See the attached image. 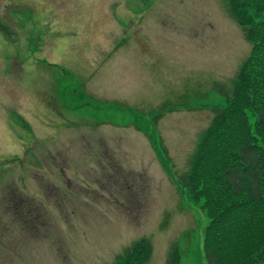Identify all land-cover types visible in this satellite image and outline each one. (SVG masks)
<instances>
[{"label": "rangeland", "instance_id": "obj_1", "mask_svg": "<svg viewBox=\"0 0 264 264\" xmlns=\"http://www.w3.org/2000/svg\"><path fill=\"white\" fill-rule=\"evenodd\" d=\"M140 2L128 9L139 18L157 2L151 15L161 34L159 47L180 51L160 65L156 103H147L152 98L145 94L139 98L143 103L132 99L136 103L129 106L127 92L110 81L104 86L106 70L122 50L101 63L85 84L80 78L86 68L70 67L72 55L63 52L56 58L69 64L68 70L47 73V89L38 91V96L46 94L54 116L53 124L47 122L53 130L42 133L44 121L38 120L35 130L34 123L21 118L28 111L12 88L17 58L0 49V264H115L144 239L152 250L143 264H166L175 244L185 249L186 264H207L208 219L180 177L189 172L213 111L225 106L233 92L252 44L231 14L229 0ZM20 3L0 0V37L11 44L14 30L32 31L28 19L35 17L37 6ZM149 43L145 39L142 47ZM41 54L36 59L44 61ZM34 106L37 113L46 111L40 99ZM106 122L132 123L144 139ZM19 124L31 128L29 137L20 135ZM25 138L29 143H22ZM121 169L145 175L147 182L131 188Z\"/></svg>", "mask_w": 264, "mask_h": 264}, {"label": "trees", "instance_id": "obj_2", "mask_svg": "<svg viewBox=\"0 0 264 264\" xmlns=\"http://www.w3.org/2000/svg\"><path fill=\"white\" fill-rule=\"evenodd\" d=\"M229 5L252 51L225 106L213 111L180 183L208 219L207 264H264V0H229ZM121 173L131 188L147 182L145 175ZM151 250L148 241H138L115 264H143ZM166 264H186L185 249L173 245Z\"/></svg>", "mask_w": 264, "mask_h": 264}, {"label": "crops", "instance_id": "obj_3", "mask_svg": "<svg viewBox=\"0 0 264 264\" xmlns=\"http://www.w3.org/2000/svg\"><path fill=\"white\" fill-rule=\"evenodd\" d=\"M29 1H33L37 6L35 17L28 19L32 31L22 33L17 29L14 30L12 44L7 37H0V49L3 54L6 50H11L13 56L17 58L15 60L17 69L12 88L19 95L24 108L28 111L26 117L21 118H26L34 123L35 130H37L38 120L45 122L41 124L42 133H50L53 130V126H51L54 119L53 109L46 94L38 96V91L47 89V73L53 76L54 70L61 71L62 74L68 70L69 64L65 61L62 64L56 58L63 52H69L72 55L70 67L75 65L80 69L86 68L82 69L84 74L79 72L83 79L79 78L85 84L94 78L101 63H107L114 54H120L122 50L123 53L112 61L113 67L106 70L108 79L103 80L104 86L107 88L110 81L118 90L127 92L129 106H134L133 104L139 103V101L143 103V100L139 98H145V94H147L146 98H152L147 103L159 101L155 99L159 93L155 91L157 88H154L159 85L163 76L160 65L166 56L180 51H165L159 47L158 36L161 34L156 28L157 20L151 15L152 10L158 7L157 2L146 7V9L153 8L151 11H147L146 15L137 18L128 7L141 6L140 0ZM128 1L132 3L128 4ZM18 2L20 3L21 0ZM20 4L16 5V8H20ZM53 13L59 17H54ZM18 23L19 21L14 22V24ZM72 30H78L79 35L69 36L68 34ZM145 39L151 41L149 47L146 48L142 47V41ZM42 47H44L43 50L39 49ZM37 51L39 52L36 53ZM41 53H45L44 61L36 59L37 55L42 58ZM46 59L50 60L51 64L46 63ZM0 67L2 68L1 64ZM42 71L44 72L42 73ZM17 74L20 80L19 86L15 85ZM24 93H27V96ZM37 99L45 103L46 111L44 113L36 112L34 103L37 102ZM132 99H136V102ZM42 107L44 106L42 105ZM49 121L50 125L47 124ZM106 125L121 130L120 133L128 130V136L137 135L140 139H144L142 137L144 134L141 131H136L132 123L118 126L106 122ZM15 127H19L20 135L30 136L28 131H31V128L28 125L19 124ZM27 141L30 140L25 138L22 143H29ZM169 159H171L170 155Z\"/></svg>", "mask_w": 264, "mask_h": 264}]
</instances>
